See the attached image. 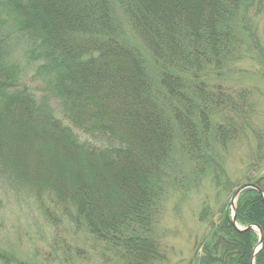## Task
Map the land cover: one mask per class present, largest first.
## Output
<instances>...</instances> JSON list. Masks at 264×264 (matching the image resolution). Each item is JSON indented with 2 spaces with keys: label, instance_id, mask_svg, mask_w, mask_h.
Segmentation results:
<instances>
[{
  "label": "trees",
  "instance_id": "16d2710c",
  "mask_svg": "<svg viewBox=\"0 0 264 264\" xmlns=\"http://www.w3.org/2000/svg\"><path fill=\"white\" fill-rule=\"evenodd\" d=\"M263 15L264 0H0V175L47 225L82 230L105 263H162L172 180L196 184L220 168L216 147L240 141L252 118L251 90L233 94L224 74L244 49L264 61ZM176 150L188 162L180 178ZM262 161L258 144L251 169ZM245 182L264 192V174ZM229 214L228 203L210 221L198 264H249L257 232L237 231ZM236 222L262 229L254 264H264L253 189L239 195ZM54 242L58 264L83 255ZM0 264L32 263L0 250Z\"/></svg>",
  "mask_w": 264,
  "mask_h": 264
},
{
  "label": "rangeland",
  "instance_id": "374dc122",
  "mask_svg": "<svg viewBox=\"0 0 264 264\" xmlns=\"http://www.w3.org/2000/svg\"><path fill=\"white\" fill-rule=\"evenodd\" d=\"M256 25L260 44L264 46V15L256 20ZM123 39L135 43L128 29L123 33ZM224 78L225 84L233 88V94L242 87L251 90L252 118L247 130L240 134V141L236 139V142L222 149L216 147L215 163L222 170L214 165L196 184L183 179L188 183L183 188V181L177 184L172 180L173 185H170L166 194L158 225L166 257L160 264H198L201 246L209 241L210 221L222 214L229 203L231 192L250 177L257 178L264 174V161L257 171L251 169L258 144L264 150V61L260 62L254 51L250 55L244 49L238 59L228 64ZM9 139H12L10 132L1 141L5 143ZM174 164L177 169L180 168L178 178L181 174L187 175L185 170L188 162L177 150L174 153ZM21 186L5 174L0 175L2 253H10L18 261L26 263L47 264L51 261L50 264H58L61 252L47 256L56 241L57 245L65 243L71 249L74 246L80 247L83 255L76 259L75 264H111L103 261L99 248L93 246V241L82 230L74 232L67 223H60L56 228L47 225L32 196Z\"/></svg>",
  "mask_w": 264,
  "mask_h": 264
},
{
  "label": "water",
  "instance_id": "95a60500",
  "mask_svg": "<svg viewBox=\"0 0 264 264\" xmlns=\"http://www.w3.org/2000/svg\"><path fill=\"white\" fill-rule=\"evenodd\" d=\"M247 188H252V189L256 190V191L259 193V195H260V197H261V199H262V201H263V203H264V195H263V192H262L261 189H260L257 185H255V184H243V185L238 186V187L233 191V193H232V195H231V199H230V201H231V212H232L231 223H232V225H233L236 229H239V230H241V229L238 228V227L236 226V224H235V202H236V200H237L238 195L241 193V191H243L244 189H247ZM251 228H257V230H258V234H259V241H258L257 245L254 247V249H253V251H252V253H251V257H250V264H253L254 254L259 250V248H260V246H261V241H262V237H263V232H262V230H261L260 227L255 226V225H247L245 229H251Z\"/></svg>",
  "mask_w": 264,
  "mask_h": 264
}]
</instances>
